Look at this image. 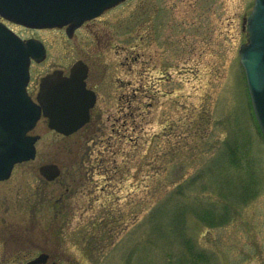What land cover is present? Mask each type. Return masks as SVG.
Segmentation results:
<instances>
[{
  "label": "rangeland",
  "instance_id": "374dc122",
  "mask_svg": "<svg viewBox=\"0 0 264 264\" xmlns=\"http://www.w3.org/2000/svg\"><path fill=\"white\" fill-rule=\"evenodd\" d=\"M252 4L124 0L69 38L16 27L48 50L32 91L77 57L99 58L104 78L84 128L40 119L35 157L0 180V264H264V138L238 56ZM45 163L59 176L44 179Z\"/></svg>",
  "mask_w": 264,
  "mask_h": 264
},
{
  "label": "water",
  "instance_id": "95a60500",
  "mask_svg": "<svg viewBox=\"0 0 264 264\" xmlns=\"http://www.w3.org/2000/svg\"><path fill=\"white\" fill-rule=\"evenodd\" d=\"M122 0H0V14L27 27L42 28L66 25L70 36L84 20L99 15L106 8ZM247 42L239 46L238 54L244 69L252 110L264 137V0H254L246 18ZM45 56L43 44L35 38L20 39L11 29L0 23V180L10 176L15 163L35 157V141L39 135L28 132L41 113L48 118V127L69 135L85 124L89 108L94 102L77 77V66L68 76L60 70L55 79H40L37 100L26 92L30 58L41 61ZM2 66V67H1ZM46 180L55 179L60 168L55 163L39 166ZM48 254L40 253L26 264H42ZM52 264H56L53 262Z\"/></svg>",
  "mask_w": 264,
  "mask_h": 264
},
{
  "label": "flooded vegetation",
  "instance_id": "af4514ba",
  "mask_svg": "<svg viewBox=\"0 0 264 264\" xmlns=\"http://www.w3.org/2000/svg\"><path fill=\"white\" fill-rule=\"evenodd\" d=\"M120 4V3H118ZM117 4V5H118ZM116 6V5H115ZM114 7V6H112ZM109 9V8H108ZM107 9V10H108ZM106 11V10H105ZM100 16V15H99ZM99 16L97 17H94V18H91L89 20H86L84 21L83 23H81L77 28H75L72 32V35L74 34L75 36L77 35V31L79 29H81L82 27H84L85 25H88V23L92 22L93 20H95L96 18H98ZM0 22L4 23L5 25H7L9 28L13 29L21 38H25L24 36L21 35V33L16 29L17 28H24L23 26L19 25V24H16V23H13L5 18H3L2 16H0ZM60 29L63 30V32L65 33V27H61ZM28 37V36H27ZM69 38V37H68ZM44 46H45V51H46V55H45V58L41 61V62H44L46 60V57L48 55V50H47V47L44 43ZM99 55H97L98 57ZM41 62H38V63H41ZM100 59L98 58L95 62V64H91L88 60H86L84 57H77L69 66H68V69L67 71H64L62 69H53L49 72H46L44 73L43 75H41L38 79V86H37V90L36 91H32L31 90V87H30V84H31V66L34 64V63H37L33 60L30 61V65H29V72H30V78H29V81L27 83V86H26V89H27V93L31 96V98L33 99V101H35L36 103L39 104V106H42L41 103L36 99V96H37V93L39 91V84H40V79L45 77V76H48L50 79H55L56 77V74L55 72H57V70H61L63 75H68L69 74V70L70 68L76 64L77 66V77H82V82L84 84V87L85 89L88 90V93L89 95L93 96L94 98V102L92 104V106L89 108V120L80 128L78 129L77 131L81 130L82 128H84L94 117V108L97 106L98 104V100H99V87L100 85L103 83V78H104V75H103V65H101L100 63ZM94 67L96 69H94ZM100 71V72H99ZM102 71V72H101ZM2 82H4V80H2ZM123 95L124 93L122 92L118 99L120 101H123ZM124 109H125V103H122L119 108H118V116L116 117V121L118 122V126L117 128H115L114 126L111 128L112 130H116L117 133L120 132V128L122 127V132L124 130V125H125V118H122L124 117ZM121 112V113H120ZM40 119H44L46 120V123H47V118L44 117V116H41L39 118ZM38 120V121H39ZM121 120V121H120ZM37 121V123H38ZM36 123V125H37ZM115 123V122H114ZM35 125V127H36ZM34 127V128H35ZM49 129V128H48ZM34 130V129H33ZM33 130L31 131V133H33ZM50 131H53L51 129H49ZM76 131V132H77ZM75 133V132H74ZM59 134V133H58ZM61 135V134H60Z\"/></svg>",
  "mask_w": 264,
  "mask_h": 264
},
{
  "label": "trees",
  "instance_id": "16d2710c",
  "mask_svg": "<svg viewBox=\"0 0 264 264\" xmlns=\"http://www.w3.org/2000/svg\"><path fill=\"white\" fill-rule=\"evenodd\" d=\"M235 151H234V149L232 148L231 149V151H230V153H229V159H230V161L231 162H233L234 160H236L235 158H236V155H235V153H234ZM236 162V161H235ZM240 179V178H239ZM241 180V179H240ZM228 209L227 208H225V213H227L226 211H227ZM204 218H207V219H209V220H214V217L215 216H213V215H211L210 214V212H209V214H205V215H202ZM189 257V259L187 260V263L188 264H198L199 263V261L200 260H202L203 259V261L202 262H207V259L204 257V255H202V254H199V253H197V254H195L194 252H191V254L189 253V256H187L186 254L184 255V260L185 259H187ZM190 261L192 262V263H190ZM197 261H198V263H197Z\"/></svg>",
  "mask_w": 264,
  "mask_h": 264
}]
</instances>
